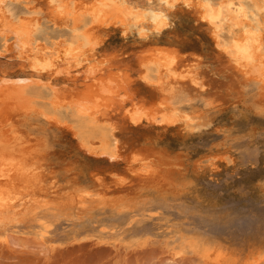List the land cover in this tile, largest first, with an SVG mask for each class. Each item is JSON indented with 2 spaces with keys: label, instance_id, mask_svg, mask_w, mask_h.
<instances>
[{
  "label": "rangeland",
  "instance_id": "rangeland-1",
  "mask_svg": "<svg viewBox=\"0 0 264 264\" xmlns=\"http://www.w3.org/2000/svg\"><path fill=\"white\" fill-rule=\"evenodd\" d=\"M38 5L42 33L64 31L53 26L44 0ZM168 17V27L161 33L150 28L146 40L135 29L101 33L96 57L111 58V72L120 67L128 74L127 85L138 96L152 104L169 95L170 106L181 113L166 127L125 124L117 135L126 160L109 163L87 152L70 128L41 114L39 97L19 98V105L0 99V162L20 160L41 177L15 180L9 189L15 201L0 216V264H264L260 84L221 56L206 26L186 7L171 8ZM147 44L187 53L183 65L191 64L197 84L160 81L150 70L144 80L137 56ZM2 75L26 77L31 68L0 57ZM82 77L60 75L55 85L71 98L91 89ZM135 154L152 160L149 176L139 174L137 162L130 165Z\"/></svg>",
  "mask_w": 264,
  "mask_h": 264
},
{
  "label": "bare ground",
  "instance_id": "bare-ground-1",
  "mask_svg": "<svg viewBox=\"0 0 264 264\" xmlns=\"http://www.w3.org/2000/svg\"><path fill=\"white\" fill-rule=\"evenodd\" d=\"M41 1L4 0L3 4H0V57L18 59L30 65L31 68V75L26 77L2 75L4 77L0 78L1 100L13 101L18 104L20 103L19 98L39 97L38 100L44 101L40 105V112L47 120L66 125L79 139L81 147L94 156L105 158L109 163L126 160L124 155L126 147L117 135L119 131L125 129V124L136 126L147 123L153 127H166L173 125L178 120L181 113L178 115L177 108L170 106L169 95H161L156 102L149 103L146 98L148 96L140 97L129 88L127 85L128 74H124V71L119 69L122 64L118 66L119 68L117 67L118 73H112L111 65L107 64L111 58H106V55L103 58L96 57L97 49L100 48L102 37H104L101 36V33L109 28L119 29L124 34L135 29L134 31L142 40L149 38L150 28L157 33H161L167 28L170 9L162 6L160 0H157L156 4L149 2L147 5L132 0H55L56 4L63 6L59 11L48 7L52 0H44L48 10L46 7L44 8L48 11L47 15L53 26L64 29L56 36L42 33L41 13L43 11L38 5ZM172 2L173 0H169V3ZM190 2L194 5L193 7H186L185 0H175V5L186 7L194 13L195 18L206 26L221 56L234 64L248 78L256 80L260 84L261 96L264 98V56L260 54L262 45H264V0H208L209 3L216 6L220 19H213L210 11L206 12L202 7L195 6L203 3L204 0H190ZM228 3H232L235 7L232 10L225 9L220 13L218 6ZM29 4L32 7H28ZM241 4L244 6V13L237 16L236 13ZM153 13L157 15L163 13L164 19H156L154 22ZM206 15L207 19H205ZM141 30L144 32L143 36L140 34ZM74 34H79L75 42L72 39ZM56 41H59V44L55 43ZM245 47L255 49L251 61L245 59L240 51ZM186 56L187 53L181 52L175 45L147 44L137 57L139 58V67L143 69L144 80L149 81L147 74L150 70L156 73L155 75L160 81L163 78L170 83L190 80L197 84L196 75L190 68L191 64L183 65V59ZM49 62L53 65L52 68L40 67ZM65 74L74 78L83 76L85 82H92L90 83L91 89L79 95L76 93L75 96L71 92L73 95L71 98L63 96L64 93H61L62 91L57 88L58 85H55V77ZM171 86L170 88H172ZM206 101L207 104L211 103L210 98H206ZM15 107L12 106V109ZM186 118L191 119L189 115H186ZM17 152L20 151L17 150ZM130 158V165L137 162L139 174L149 176L152 172L150 158L143 157L140 160L136 154ZM35 169L14 158H10L7 162H0V177L3 178L0 180V216L2 212L7 211V207L14 199L8 193L13 191L9 189L14 188L12 185L15 184V180L28 182L32 179H41L39 172ZM124 180H126L125 177L120 178L121 182ZM41 197L46 198L44 195ZM60 197L58 196L59 199ZM20 209L22 208L20 207ZM19 210L16 211L19 212ZM45 233L46 231L42 235L44 236Z\"/></svg>",
  "mask_w": 264,
  "mask_h": 264
},
{
  "label": "snow or ice",
  "instance_id": "snow-or-ice-1",
  "mask_svg": "<svg viewBox=\"0 0 264 264\" xmlns=\"http://www.w3.org/2000/svg\"><path fill=\"white\" fill-rule=\"evenodd\" d=\"M3 2H4V0H0V4H3ZM160 3H161L162 6H166L169 9L174 8L176 6L175 5V0H173L172 3H169V0H160ZM27 6L28 7H32V5H30V4L27 5ZM185 6L186 7H193L194 5L190 2V0H185ZM195 6L196 7H202L203 9H205L206 12L210 11L212 13V18L213 19H220V15L217 12L216 6H214L211 3H209L208 0H204L203 3L195 5ZM48 7L49 8H54V9L59 11L63 6L59 5V4H56L55 0H52V2L48 4ZM234 7H235V5H233L232 3H228L227 5L221 4V5L218 6L220 13H222L225 9L232 10ZM243 13H244V6L241 4L239 6V11L236 13V15L240 16ZM70 15H74V14H70ZM152 15L154 17V22H155L156 19H159V20H163L164 19L163 13H159L158 15L156 13H153ZM207 18H208V16L206 15L205 19H207ZM140 34L143 36L144 32L141 30ZM78 37H79V34H74L73 37H72L73 41L75 42V40ZM55 43L59 44V41H56ZM237 48H239V45H237ZM240 51L243 53V56H244L245 59L251 61L252 60V53L255 52V49H249V48L245 47V48L240 49ZM260 54L262 56H264V45H262V50H261ZM69 55H70V53H69ZM77 59H79V57H77ZM40 67L52 68L53 65L49 62V63H46L45 65H41ZM112 158L115 159V157H112Z\"/></svg>",
  "mask_w": 264,
  "mask_h": 264
}]
</instances>
